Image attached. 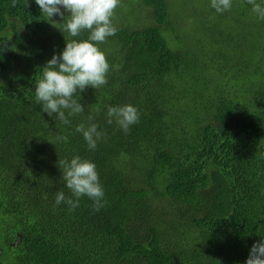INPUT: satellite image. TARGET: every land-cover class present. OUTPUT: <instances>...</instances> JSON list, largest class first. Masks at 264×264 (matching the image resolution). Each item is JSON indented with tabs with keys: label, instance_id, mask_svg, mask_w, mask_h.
Here are the masks:
<instances>
[{
	"label": "trees",
	"instance_id": "16d2710c",
	"mask_svg": "<svg viewBox=\"0 0 264 264\" xmlns=\"http://www.w3.org/2000/svg\"><path fill=\"white\" fill-rule=\"evenodd\" d=\"M231 5L120 0L97 44L107 83L74 95L84 111L63 124L36 83L90 33L72 37L35 0H0V264H246L264 236V19ZM129 104L139 120L125 133L107 108ZM81 123L103 134L95 150ZM75 156L96 166L98 211L86 195L55 203L76 199L58 166Z\"/></svg>",
	"mask_w": 264,
	"mask_h": 264
},
{
	"label": "clouds",
	"instance_id": "9594fccd",
	"mask_svg": "<svg viewBox=\"0 0 264 264\" xmlns=\"http://www.w3.org/2000/svg\"><path fill=\"white\" fill-rule=\"evenodd\" d=\"M35 2L41 12L49 18L59 15L63 19V30L72 37L78 36L84 30L90 33L87 40L67 41L62 53L53 55L43 67V78L36 83V101L41 105L42 111L49 116L58 114L54 116L56 119L63 124H70L68 117L84 111V106L73 99V96L86 91L87 86L98 89L107 83L109 63L97 44L115 35L116 28L111 23V17L120 0H35ZM247 3L260 19H264V6L256 3V0H247ZM211 6L218 13H222L230 10L232 5L231 0H211ZM107 117L109 124L114 119L127 133L130 126L138 122L139 113L136 107L130 104L108 106ZM93 119L92 116L88 117L89 121ZM97 129L95 123H90L87 127L83 123L76 126V132L83 135L90 150H95L97 141L103 137ZM57 139L67 142L68 137L59 136ZM58 166L62 172V181L76 199L66 198L65 193L59 191L55 197L57 206L64 202L74 210L79 206V198L86 195L94 201V210L98 211L103 207L104 191L93 162L75 156L70 162L59 160ZM246 264H264V236L252 245Z\"/></svg>",
	"mask_w": 264,
	"mask_h": 264
}]
</instances>
